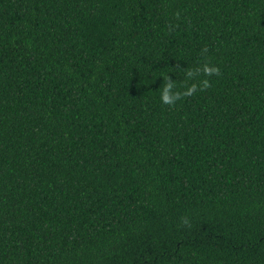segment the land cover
<instances>
[{"label":"trees","instance_id":"obj_1","mask_svg":"<svg viewBox=\"0 0 264 264\" xmlns=\"http://www.w3.org/2000/svg\"><path fill=\"white\" fill-rule=\"evenodd\" d=\"M0 264H264V0H0Z\"/></svg>","mask_w":264,"mask_h":264},{"label":"clouds","instance_id":"obj_2","mask_svg":"<svg viewBox=\"0 0 264 264\" xmlns=\"http://www.w3.org/2000/svg\"><path fill=\"white\" fill-rule=\"evenodd\" d=\"M205 71H208L209 73H211V71H213V70H209L206 68ZM187 75L189 77H191L193 75V73L188 72ZM203 85L206 88L208 86V81L207 80L203 81ZM194 90H195L194 86L192 88H188L187 91L183 93V95H192ZM181 95H182V93L179 91H176L174 83H172L169 80V82L166 83V85L164 86V88L160 94V100L163 104L173 105L178 100L181 99Z\"/></svg>","mask_w":264,"mask_h":264}]
</instances>
